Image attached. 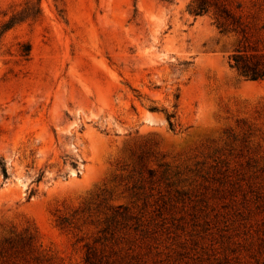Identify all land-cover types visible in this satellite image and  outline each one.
I'll return each instance as SVG.
<instances>
[{
  "label": "rangeland",
  "instance_id": "obj_1",
  "mask_svg": "<svg viewBox=\"0 0 264 264\" xmlns=\"http://www.w3.org/2000/svg\"><path fill=\"white\" fill-rule=\"evenodd\" d=\"M41 10L1 41L0 264H264V0Z\"/></svg>",
  "mask_w": 264,
  "mask_h": 264
},
{
  "label": "trees",
  "instance_id": "obj_2",
  "mask_svg": "<svg viewBox=\"0 0 264 264\" xmlns=\"http://www.w3.org/2000/svg\"><path fill=\"white\" fill-rule=\"evenodd\" d=\"M194 11L196 14H203L209 11V7L207 2L205 1H200L197 3ZM42 14L41 10V0H28L25 3V7L13 14L11 18L7 21H4L1 26H0V48H1V41H2V36L5 32L13 28L15 25L18 23L26 20V19H38ZM216 15L219 18L217 20L218 25L220 28H222V31H226L230 24H227L226 21L229 19H232L231 24L235 25L234 30L238 29V25L240 26V20L235 19L230 12L223 8L220 9L218 8L216 11ZM223 18L225 21H220V19ZM31 44L26 43L23 44L22 47L20 48V56L24 57L25 59H29L31 55ZM231 66L235 68L238 72V74L243 77L246 80H261L264 79V64L259 62V61H252L251 58L247 57L241 49H237L236 52L233 54L231 57ZM152 110H158L156 106L151 107ZM167 117L169 119V123L171 126H174L173 118L175 117V114L173 113H168ZM4 171L5 168H4ZM151 173V172H150ZM41 179V178H40ZM39 179V180H40ZM122 210V211H120ZM127 209L126 207H123L122 205H119L116 214L121 215L123 218L126 216ZM67 219L63 218L61 223L66 222ZM32 239V236L30 237ZM86 261L90 264H97L94 259V253L93 251H88V254L86 256Z\"/></svg>",
  "mask_w": 264,
  "mask_h": 264
}]
</instances>
